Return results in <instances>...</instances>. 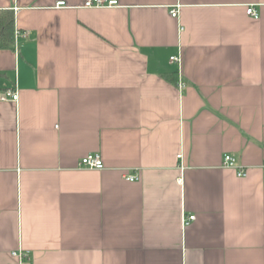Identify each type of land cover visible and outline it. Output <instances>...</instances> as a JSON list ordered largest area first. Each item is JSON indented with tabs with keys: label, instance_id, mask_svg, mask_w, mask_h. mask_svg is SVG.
Instances as JSON below:
<instances>
[{
	"label": "crops",
	"instance_id": "0c3cea01",
	"mask_svg": "<svg viewBox=\"0 0 264 264\" xmlns=\"http://www.w3.org/2000/svg\"><path fill=\"white\" fill-rule=\"evenodd\" d=\"M57 1L0 0V264H264V0Z\"/></svg>",
	"mask_w": 264,
	"mask_h": 264
},
{
	"label": "built area",
	"instance_id": "2783aa9c",
	"mask_svg": "<svg viewBox=\"0 0 264 264\" xmlns=\"http://www.w3.org/2000/svg\"><path fill=\"white\" fill-rule=\"evenodd\" d=\"M117 4H118V0H84L82 5L85 7H112V6H115ZM56 5L57 6H65L66 2H65V0H58ZM180 6H181L180 2H177V3L172 5V7L170 9V13L172 16L178 17L179 11H180ZM248 12L255 17L259 16L258 12L253 7H249ZM24 34H25L24 31H22L20 29H15V40H16V42H17L18 38ZM170 59H171V61L180 62L181 57H180V55H172L170 57ZM179 86L183 87V83L180 82ZM0 98L1 99L11 98L13 100H18L19 99V92H18L17 88H15V89H9L8 88V89L2 91V93L0 94ZM177 156L181 157L182 153H178ZM80 165L84 166V167L92 168V169H103L105 167V163H104L102 154L100 152H88L87 154H85L81 158ZM223 166L234 169L238 176H246L247 175V168L239 162L237 156H235L234 154H231V153L224 154ZM125 178L128 180H136L139 178V175L137 173L126 174ZM195 218H196V214H194V213H191L189 215H184L183 220H182L183 225L190 224L192 222V220H194ZM13 253L15 255H17V254L20 256L23 255L22 252L18 253L17 251H14Z\"/></svg>",
	"mask_w": 264,
	"mask_h": 264
},
{
	"label": "trees",
	"instance_id": "16d2710c",
	"mask_svg": "<svg viewBox=\"0 0 264 264\" xmlns=\"http://www.w3.org/2000/svg\"><path fill=\"white\" fill-rule=\"evenodd\" d=\"M15 14L12 9L0 8V49L14 46Z\"/></svg>",
	"mask_w": 264,
	"mask_h": 264
}]
</instances>
